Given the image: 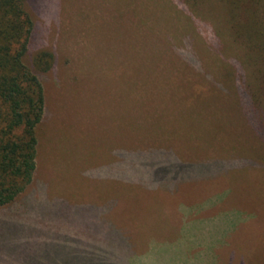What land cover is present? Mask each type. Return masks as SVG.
Returning <instances> with one entry per match:
<instances>
[{
    "label": "rangeland",
    "instance_id": "374dc122",
    "mask_svg": "<svg viewBox=\"0 0 264 264\" xmlns=\"http://www.w3.org/2000/svg\"><path fill=\"white\" fill-rule=\"evenodd\" d=\"M234 1H28L55 61L0 264H264V0Z\"/></svg>",
    "mask_w": 264,
    "mask_h": 264
},
{
    "label": "trees",
    "instance_id": "16d2710c",
    "mask_svg": "<svg viewBox=\"0 0 264 264\" xmlns=\"http://www.w3.org/2000/svg\"><path fill=\"white\" fill-rule=\"evenodd\" d=\"M28 1L0 0V207L14 202L32 182L35 129L45 107L39 73L51 69L55 61L54 52L48 49H39L27 61L35 25ZM233 5L241 11L237 21L242 19L246 25L247 10L253 3L236 0ZM258 13L264 15L261 9ZM260 30H256L258 34ZM261 31L263 34L264 28Z\"/></svg>",
    "mask_w": 264,
    "mask_h": 264
}]
</instances>
